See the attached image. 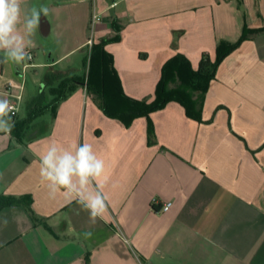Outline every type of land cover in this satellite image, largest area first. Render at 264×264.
Wrapping results in <instances>:
<instances>
[{
    "label": "crops",
    "instance_id": "1",
    "mask_svg": "<svg viewBox=\"0 0 264 264\" xmlns=\"http://www.w3.org/2000/svg\"><path fill=\"white\" fill-rule=\"evenodd\" d=\"M45 1L47 34L64 43L63 55L42 67L54 69L71 53L88 51L95 11L102 20L93 43L118 34L105 50L124 94L137 100L153 99L161 67L175 54L196 70L202 54L214 60L220 42L233 44L243 29L264 28V0H24L22 34L24 18ZM39 35L38 17L25 35L32 60L42 50ZM22 63H0V92L20 84ZM33 95H23L18 108ZM148 119L150 141L146 118L124 127L105 117L82 87L54 118L46 113L37 120L31 141L18 143L0 131V196L22 198L0 209V264H264V30L219 63L200 123L173 102ZM52 142L90 143L105 161L97 181L108 198L103 219L92 223L76 201L49 198L39 156ZM27 197L33 219L22 204ZM166 202L171 206L162 213Z\"/></svg>",
    "mask_w": 264,
    "mask_h": 264
},
{
    "label": "trees",
    "instance_id": "2",
    "mask_svg": "<svg viewBox=\"0 0 264 264\" xmlns=\"http://www.w3.org/2000/svg\"><path fill=\"white\" fill-rule=\"evenodd\" d=\"M111 28L118 33V27L114 23L111 24ZM263 30L264 28L243 29L236 43L220 42L216 46L214 60L207 54H202L196 70L192 69L186 57L179 53L175 54L162 65L160 79L154 88L151 101L133 99L124 94L113 67L112 56L105 50L108 43L119 40L118 34L109 39H101L92 43L88 49L87 55L83 58L84 71L80 76L60 74L51 65L46 68L43 89L25 102L22 116L14 117L12 120L14 127L10 135L18 143L31 141L38 132L37 120L46 113L54 118L59 104L82 87L105 117L119 121L124 127H129L135 119L146 118L149 141L154 138L149 115L162 110L169 103H177L183 108L187 119L200 123L203 97L219 63L236 49L240 42ZM45 89L49 94L48 99L45 96ZM21 201L22 198L0 196V209L17 205ZM22 204H25L27 213L33 219L30 199L27 197V202Z\"/></svg>",
    "mask_w": 264,
    "mask_h": 264
},
{
    "label": "clouds",
    "instance_id": "3",
    "mask_svg": "<svg viewBox=\"0 0 264 264\" xmlns=\"http://www.w3.org/2000/svg\"><path fill=\"white\" fill-rule=\"evenodd\" d=\"M23 2L24 0H0V51L4 53L0 63L31 60L30 53L26 51L31 42H26L25 35L31 34L35 29L40 12L47 14L49 10L47 7L33 9L31 16L23 20L22 34L18 25L21 24ZM14 114L9 101L0 99V131L11 133ZM104 170L105 161L97 155L92 144L87 142L73 144L70 148L52 142L39 156V175L41 182L48 188L49 198L55 199L59 194L68 203L76 201L89 213L92 223L97 218L103 219L108 212V198L102 185L97 183Z\"/></svg>",
    "mask_w": 264,
    "mask_h": 264
},
{
    "label": "rangeland",
    "instance_id": "4",
    "mask_svg": "<svg viewBox=\"0 0 264 264\" xmlns=\"http://www.w3.org/2000/svg\"><path fill=\"white\" fill-rule=\"evenodd\" d=\"M44 7H47L49 10V1H45L43 4ZM49 13V12H48ZM44 14L43 12L39 15L40 18H44L47 24L50 26V18L49 15ZM94 34L91 36L90 28L87 29L86 37L93 38ZM66 37V36H65ZM40 45L42 46V50L39 52L37 50L34 51L36 54L33 63L37 66L33 68H28L25 71L24 76V84H23V95L28 98L31 94H37L41 89H43V82H44V75L46 73V68L42 67V64L48 63L51 60H55L58 57L63 55L62 52V45L63 41L62 38L60 39L58 36L51 32L45 36L39 35ZM87 55L85 49L81 51H77L71 53L69 56L61 59L59 64L55 69H64L67 66L72 68V72L66 74L67 76H80L83 71V58ZM33 56V54H32ZM56 64V63H55ZM45 96L48 99L49 94L47 89H45ZM96 105V104H95ZM97 106V105H96ZM23 106L20 105L18 108L17 113L23 115Z\"/></svg>",
    "mask_w": 264,
    "mask_h": 264
},
{
    "label": "built area",
    "instance_id": "5",
    "mask_svg": "<svg viewBox=\"0 0 264 264\" xmlns=\"http://www.w3.org/2000/svg\"><path fill=\"white\" fill-rule=\"evenodd\" d=\"M116 4L113 3L111 4V8L114 7ZM102 20V16L100 13H97L95 11H93L91 13L90 16V21H89V28L91 31V36L94 34L95 32V28L96 26L101 22ZM93 40L92 38H89L87 40V46L90 48V46L92 45ZM31 55V60H25L22 64H21V71H20V76H21V82L20 84H13V83H7L4 88L2 89V91L0 92V95H2L5 99H7L10 103V105L13 107L15 114L12 115V120L14 119V117H16L17 115V111H18V105L19 103H21L22 101V96H23V84H24V76H25V71L28 68L32 67V53L29 52ZM171 206V202H166L164 203L159 211L164 213L167 212L169 210Z\"/></svg>",
    "mask_w": 264,
    "mask_h": 264
},
{
    "label": "water",
    "instance_id": "6",
    "mask_svg": "<svg viewBox=\"0 0 264 264\" xmlns=\"http://www.w3.org/2000/svg\"><path fill=\"white\" fill-rule=\"evenodd\" d=\"M48 27L49 26H48L47 22L45 21V19L44 18H40V20H39V30H40L41 35H43V36L47 35Z\"/></svg>",
    "mask_w": 264,
    "mask_h": 264
}]
</instances>
